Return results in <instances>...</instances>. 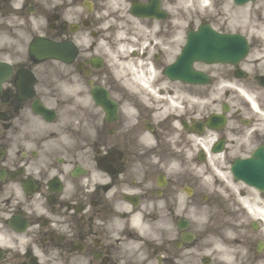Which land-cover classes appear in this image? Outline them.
I'll return each mask as SVG.
<instances>
[{
    "label": "flooded vegetation",
    "instance_id": "obj_1",
    "mask_svg": "<svg viewBox=\"0 0 264 264\" xmlns=\"http://www.w3.org/2000/svg\"><path fill=\"white\" fill-rule=\"evenodd\" d=\"M149 3L165 17L133 16ZM175 8L0 0V264H264V191L229 171L264 157V43L252 39L255 58L236 66L195 63L206 84L170 80L166 63L192 29ZM37 40L74 53L36 59ZM118 48L141 57L144 85L109 66L102 52ZM233 78L254 110L231 96ZM198 97L211 100L200 112ZM212 113L224 124L200 128ZM199 137L221 143L216 174L197 172Z\"/></svg>",
    "mask_w": 264,
    "mask_h": 264
},
{
    "label": "water",
    "instance_id": "obj_2",
    "mask_svg": "<svg viewBox=\"0 0 264 264\" xmlns=\"http://www.w3.org/2000/svg\"><path fill=\"white\" fill-rule=\"evenodd\" d=\"M241 2L244 0H236ZM246 52L244 42L236 40L233 37H222L212 35L211 33L200 32L199 34L189 36L178 61L184 63L193 59L206 60L212 62L232 61L234 58L242 57ZM184 68V64L182 65ZM174 68L172 69V71ZM238 171L237 166L234 169Z\"/></svg>",
    "mask_w": 264,
    "mask_h": 264
},
{
    "label": "rangeland",
    "instance_id": "obj_3",
    "mask_svg": "<svg viewBox=\"0 0 264 264\" xmlns=\"http://www.w3.org/2000/svg\"><path fill=\"white\" fill-rule=\"evenodd\" d=\"M180 2L182 5V10L186 12V14L190 15L192 13L191 11L194 7L195 2L193 0H180ZM259 5L261 4H256V6H259ZM252 6L253 4H248L245 7L237 8V7L231 6V4L225 0L223 5L222 6L220 5L221 7L220 11L223 12V14L220 16L215 15L216 11H214L213 9L209 10V9L202 8L204 10H199V11L206 15L208 13L212 14V16H214V19H216V23H214V26H219V27L223 26L227 29L233 30L237 28L236 25H238L237 23L240 22V25L243 29H246V28L249 29L253 26L252 23L248 20L249 13L252 9L251 8Z\"/></svg>",
    "mask_w": 264,
    "mask_h": 264
},
{
    "label": "bare ground",
    "instance_id": "obj_4",
    "mask_svg": "<svg viewBox=\"0 0 264 264\" xmlns=\"http://www.w3.org/2000/svg\"><path fill=\"white\" fill-rule=\"evenodd\" d=\"M191 101V100H190ZM192 102H196L197 103V105L199 106V105H201L204 101H202V100H200V99H196L195 101H192ZM203 145V144H202ZM251 209V211L255 214V212H257L256 211V209H254L253 207H251L250 208Z\"/></svg>",
    "mask_w": 264,
    "mask_h": 264
}]
</instances>
